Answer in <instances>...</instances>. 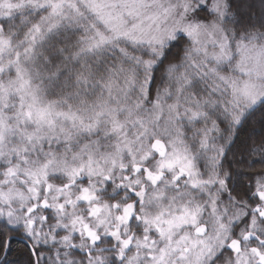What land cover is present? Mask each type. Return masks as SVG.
Instances as JSON below:
<instances>
[{"label":"snow or ice","instance_id":"obj_1","mask_svg":"<svg viewBox=\"0 0 264 264\" xmlns=\"http://www.w3.org/2000/svg\"><path fill=\"white\" fill-rule=\"evenodd\" d=\"M0 264H264V0H0Z\"/></svg>","mask_w":264,"mask_h":264}]
</instances>
